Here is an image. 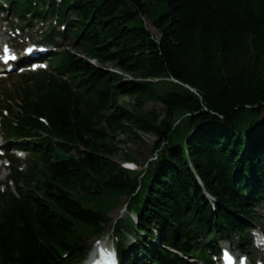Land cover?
Masks as SVG:
<instances>
[{
  "label": "trees",
  "instance_id": "trees-1",
  "mask_svg": "<svg viewBox=\"0 0 264 264\" xmlns=\"http://www.w3.org/2000/svg\"><path fill=\"white\" fill-rule=\"evenodd\" d=\"M66 2L89 60L69 54L56 66L83 91L51 78L24 92L27 122L48 131L29 117L46 113L59 143L42 142L29 191L0 213V264L81 262L123 197L140 246L121 247V264H189L171 250L210 262L194 249L199 238L246 237L264 197V0ZM147 135L158 158L133 177L116 160L135 161L120 143Z\"/></svg>",
  "mask_w": 264,
  "mask_h": 264
},
{
  "label": "rangeland",
  "instance_id": "rangeland-1",
  "mask_svg": "<svg viewBox=\"0 0 264 264\" xmlns=\"http://www.w3.org/2000/svg\"><path fill=\"white\" fill-rule=\"evenodd\" d=\"M146 24L150 28V30L153 32L154 36L157 39H160V33L155 28H153L151 22L147 20ZM20 82H21V80L19 79V77H14L13 79L9 80V82L6 83L5 86L1 87V89H3L4 91L0 92V95L7 97L8 96V90H12V93H13L14 90H17L19 88ZM154 107L161 108L158 105H155L153 103H149L146 105L145 109L150 110ZM262 119H264V116L262 117ZM119 140H123V138L120 137ZM156 141H157V139L154 136L147 135V136H143V143L140 145L134 144V143H128V144L120 143V148L123 151H129L136 158L137 161L145 164L148 161V159L152 157L151 151H152ZM116 160L119 162H123L124 160L122 159V154L118 155V157H116ZM123 200H124V198L122 199L121 204L116 209H114L112 211V213L110 214L111 218L114 221L118 220V218L121 216H124V218L126 216V215H123L124 209H125V207L123 206L124 205ZM112 224H113V222L111 223V225ZM107 233H108V231H106L103 234L102 238L103 237L107 238V235H108ZM92 239H95V238H92ZM92 239L89 240L86 244L89 245L91 243Z\"/></svg>",
  "mask_w": 264,
  "mask_h": 264
},
{
  "label": "snow or ice",
  "instance_id": "snow-or-ice-1",
  "mask_svg": "<svg viewBox=\"0 0 264 264\" xmlns=\"http://www.w3.org/2000/svg\"><path fill=\"white\" fill-rule=\"evenodd\" d=\"M5 51H7V49H5ZM225 255H227V253H225Z\"/></svg>",
  "mask_w": 264,
  "mask_h": 264
},
{
  "label": "water",
  "instance_id": "water-1",
  "mask_svg": "<svg viewBox=\"0 0 264 264\" xmlns=\"http://www.w3.org/2000/svg\"><path fill=\"white\" fill-rule=\"evenodd\" d=\"M191 90H193V89H191Z\"/></svg>",
  "mask_w": 264,
  "mask_h": 264
}]
</instances>
